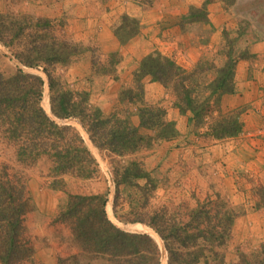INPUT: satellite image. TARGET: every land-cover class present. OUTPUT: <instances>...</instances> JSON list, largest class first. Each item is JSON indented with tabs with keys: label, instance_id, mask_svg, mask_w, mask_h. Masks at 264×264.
<instances>
[{
	"label": "rangeland",
	"instance_id": "1",
	"mask_svg": "<svg viewBox=\"0 0 264 264\" xmlns=\"http://www.w3.org/2000/svg\"><path fill=\"white\" fill-rule=\"evenodd\" d=\"M89 1L0 0V28L5 27L7 34L14 38L12 46L6 47L0 42L1 71L7 77L19 69L42 77L45 81L41 101L44 111L59 127L69 126L79 133L97 162L76 168L84 169L83 173L89 177L78 171H54L55 160L48 155L37 160H26L25 157L20 160L17 147L0 131V166L7 164L11 167L10 172L20 178L31 201L25 224L35 255L27 264H58L59 257L85 254L74 241L70 225L57 222L73 195H104L108 219L125 232L153 238L161 251L160 264H168L169 257L160 235L148 224L154 217L168 227L177 225L182 236L194 233L201 239L221 235L229 227L230 236L234 222L247 217L251 219L245 227H251L254 221L257 232L261 221L264 222V0H235L233 4H228V0H213L208 22L188 20L191 8H196L192 6L179 20L169 16L174 20L169 28L159 25L160 28L137 35L142 34V45L149 46L144 58L161 54L174 60L193 75L197 83L193 88L202 99L216 87L219 71L229 56L235 60L234 90L228 91V87H224L212 97L214 105L210 116L204 118L207 124L198 119L190 120L193 117L191 112L182 113L175 105L174 93L161 83L151 78L137 82L135 73L144 58L135 63L131 60L134 53L125 55L115 49L110 38V34L116 36L115 24H108L113 26L112 31L104 32L96 24L97 16L86 14L85 5ZM154 1L133 0L134 4L148 9L153 8ZM209 14H212L211 18ZM129 18L137 20L141 28L140 19ZM122 21L123 17L117 28ZM177 27L181 31L179 34L167 31ZM181 35L191 37L190 42L186 41L189 44L186 49L192 51L186 53L182 44L176 41ZM52 39L74 47V55L68 61L46 65L57 88L74 93L76 100L85 99L90 117L94 118L95 110L100 113L97 116L105 123L99 132L105 134L119 126L121 129H138L142 138L139 149L123 157L108 149L99 150L83 127L81 118H58L52 113V93L43 67H26L14 55L27 54L32 43H46ZM185 57L193 58L194 63L186 67ZM125 62H130V68H126L130 70L129 86L122 83L119 73ZM153 82L162 90L160 100L150 97L145 89ZM220 93L222 97L219 98ZM143 104L163 106L167 114L171 109L176 110L183 118L181 125L175 120L170 121L175 123L176 137L155 139L163 130L162 120L157 116L147 127L142 126L139 109ZM233 113L242 124L237 136L215 139L207 134L209 124ZM96 137L100 142L104 141L99 134ZM134 163L139 164L149 177L130 178L125 182L123 172ZM209 199L213 202L210 205L211 226L207 228L203 224L194 228L190 225L184 229L191 222L190 211L201 209L198 207L202 204L208 209ZM255 239L237 247L231 264H264V239ZM225 244L217 248H211L210 242L202 245L207 250L201 249L204 257L199 264H227L223 252ZM176 247L182 252L187 250Z\"/></svg>",
	"mask_w": 264,
	"mask_h": 264
},
{
	"label": "trees",
	"instance_id": "2",
	"mask_svg": "<svg viewBox=\"0 0 264 264\" xmlns=\"http://www.w3.org/2000/svg\"><path fill=\"white\" fill-rule=\"evenodd\" d=\"M212 1L206 0L201 8H191L187 16L188 20L208 22L207 7ZM233 2L235 0H228V4H233ZM139 32L138 21L124 16L115 35L120 43L125 45ZM11 33L13 32L11 31ZM13 40L14 38L7 34L6 28L1 27L0 42L8 47L12 46ZM72 48L74 47L70 44L52 39L46 43H32L27 48V54L21 52L14 55L26 67H43V71L49 78L52 93V113L58 118H81L83 127L90 134L92 142L99 150L108 149L110 152H115L117 156L123 157L139 149V142L141 143L142 138L138 129L132 127L121 129L119 126L105 134L99 132L100 126L105 123L98 117L100 113L95 110L94 118L90 117L87 114L88 107L85 99L81 97L80 100H76L74 93L57 88L47 66L68 61L74 55ZM235 65V60L229 56L226 65L219 71L220 76L217 79L216 87L204 99L201 95L196 94V90L193 88L197 86L193 75L178 66L174 60L161 54L145 57L139 70L135 73V78L138 83H142L148 77L154 82L161 83L167 90L170 89L174 93L175 105L182 113L191 112L193 117L190 120L198 119V121L204 122V118L210 116L214 105L212 97L224 87H228V91L234 90ZM44 85L45 81L38 75L28 74L19 69L13 76L7 77L0 68V131L3 132L5 139L17 147L20 160L24 157L26 160H37L39 157L48 155L55 160L54 171L61 173L68 170L78 171L81 173L80 175L89 177L83 173L84 169L76 168L84 167L85 164L90 163L97 164L96 159L79 133L69 126L59 127L48 117L41 106ZM141 90H143V84ZM219 95V98L222 97L221 93ZM219 98L217 102H219ZM139 112L141 125L144 127H147L154 117L161 118L160 124L163 125V130L155 139L170 140L176 137L175 123L166 120L165 107L143 104V108L139 109ZM203 124H207V122ZM241 130L242 124L239 122L237 114L233 113L223 115L211 125L209 124L207 134L215 139H224L237 136ZM98 134L100 138H104L103 142H100L96 137ZM151 140L154 139L151 138ZM127 147L129 149L125 150ZM136 164L125 168L123 172L125 182L130 178L149 177L139 167V164H137L138 166ZM10 171L9 165L2 164L0 166V264H27L35 255L34 245L25 224L26 215L31 210V201L20 178ZM212 203L209 199L208 209L206 205L202 204L198 207L201 209L191 210V222L184 229L189 228L190 225L194 228L203 224L207 225V228L210 227L213 221L212 207H210ZM106 205L107 199L104 195L71 196L66 210L59 214L57 222L70 225L74 241L79 244L85 254H77L68 258L59 257L58 264H94L96 262L103 264H160L161 251L154 239L146 234L128 233L115 226L107 217ZM140 221L144 222V220ZM232 221L233 218L229 222ZM148 224L156 230L164 242L169 257L168 264H199L201 258L204 257V252L201 250L202 245L210 242L211 248L221 247L230 234L229 227L221 235L201 239L198 234L194 233L182 236L178 233L177 225L168 227V225L160 223L158 217L152 218ZM176 246L187 250L182 252ZM203 249L207 250V248Z\"/></svg>",
	"mask_w": 264,
	"mask_h": 264
},
{
	"label": "crops",
	"instance_id": "3",
	"mask_svg": "<svg viewBox=\"0 0 264 264\" xmlns=\"http://www.w3.org/2000/svg\"><path fill=\"white\" fill-rule=\"evenodd\" d=\"M204 3L205 2L203 0H155L153 3V8L148 9L146 7H141L138 4L137 5L134 4L133 0H101V1L90 0L88 4L85 5V10H86V14L89 17H91V15L97 16L96 24L99 25L104 32L112 31L110 29L111 27H113L110 26L112 24H115V29H117L116 26L118 25V23H120L121 18L127 15L128 17L131 16L140 19L141 31L139 33L142 32L145 34L149 31L151 32L152 29L155 30L156 28H160V26H162L164 29L165 27L169 28L170 24L174 23V20L169 18V16H173V18L179 20L181 17H183L189 12V9L192 6H196V8L197 7L199 8L200 6H203ZM207 8L210 13L213 9V5L209 4ZM102 16H103V21L99 23V19ZM211 17L212 14H209V18ZM111 19L113 20L110 21ZM93 31L94 29L92 28V32ZM167 31L172 32L173 34L175 33L179 34V32H181L178 31V27L171 28ZM141 37L142 34L141 36H137L135 38L130 39L125 45H122L116 36L114 37V35L110 34V38L115 44V49L121 50V52L125 55L134 53L135 57L131 58V60H134L135 63H138L142 58H144L145 55H147V52H149L148 49L149 46L147 48L146 45H142ZM180 38L178 37L176 41L182 44L181 48L185 50L186 53L192 51L191 49H186L189 46V44H186V41L190 42L191 37L189 35H181ZM184 62H185V66L188 67L190 66V64L194 63V59L185 57ZM129 63L127 64L125 62V64H123L122 69L119 71L121 76V81L123 84H126V86L130 85L129 82L130 70L129 71L128 69L126 70V68H130L128 66ZM136 67L137 65L135 64L134 69H136ZM148 78L145 80L148 81ZM145 89L150 97L153 96L152 98L154 99L158 98L159 100L162 98L161 97L162 90L160 88V85L153 82L152 86L149 85V87L147 86V88ZM152 90H154L153 95H152ZM152 98L151 99L149 98L148 100L152 101ZM182 119L183 118H181L179 113L174 109H171L166 117L167 121L175 120L179 125H181ZM249 218L250 217L236 220L233 224L232 233L229 236L230 238L225 244L224 246L225 248L223 250V252L226 253L225 262L227 264H231V260L234 257L233 252H235L237 247L239 245H242L243 242H246L249 239H255V237H257V239L255 240L264 239V222L261 221V226L258 228V231L256 232L257 227L256 224H253L255 223L254 221L252 222L251 227L249 226L245 227V225H247L246 223H250L249 220L251 218L250 219ZM252 219L255 220L256 218L252 217Z\"/></svg>",
	"mask_w": 264,
	"mask_h": 264
},
{
	"label": "bare ground",
	"instance_id": "4",
	"mask_svg": "<svg viewBox=\"0 0 264 264\" xmlns=\"http://www.w3.org/2000/svg\"><path fill=\"white\" fill-rule=\"evenodd\" d=\"M92 146V145H91ZM120 225V224H119ZM122 228H123V226L122 225H120Z\"/></svg>",
	"mask_w": 264,
	"mask_h": 264
}]
</instances>
